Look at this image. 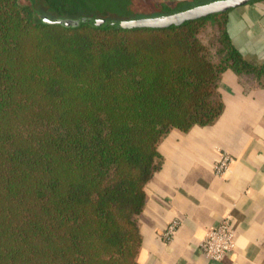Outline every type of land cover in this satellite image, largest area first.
<instances>
[{"label": "trees", "instance_id": "1", "mask_svg": "<svg viewBox=\"0 0 264 264\" xmlns=\"http://www.w3.org/2000/svg\"><path fill=\"white\" fill-rule=\"evenodd\" d=\"M76 5L97 21L57 22ZM157 5L0 0V264H141L139 217L160 142L218 119L225 70L264 85V64L229 33L233 7L162 28L102 18Z\"/></svg>", "mask_w": 264, "mask_h": 264}, {"label": "crops", "instance_id": "2", "mask_svg": "<svg viewBox=\"0 0 264 264\" xmlns=\"http://www.w3.org/2000/svg\"><path fill=\"white\" fill-rule=\"evenodd\" d=\"M228 30L242 53L264 64V0L229 11ZM224 108L209 125L173 129L160 142L161 167L146 186L140 214L141 264H264V85H244L236 72H223ZM222 152L233 156L219 175ZM230 214L235 251L220 261L200 248L207 228ZM175 235L163 237L173 219Z\"/></svg>", "mask_w": 264, "mask_h": 264}, {"label": "built area", "instance_id": "3", "mask_svg": "<svg viewBox=\"0 0 264 264\" xmlns=\"http://www.w3.org/2000/svg\"><path fill=\"white\" fill-rule=\"evenodd\" d=\"M233 156L230 153L222 152L217 159L214 169L219 175L225 174L231 165ZM232 216H223L218 223L207 228L205 235L200 241V248L211 260L220 261L235 251V233L232 228ZM181 220L173 219L165 228L164 239L169 241L175 235Z\"/></svg>", "mask_w": 264, "mask_h": 264}, {"label": "water", "instance_id": "4", "mask_svg": "<svg viewBox=\"0 0 264 264\" xmlns=\"http://www.w3.org/2000/svg\"><path fill=\"white\" fill-rule=\"evenodd\" d=\"M246 0H207L202 3L194 4L189 7L183 8L176 12L159 14L155 16H141L133 18L110 19V24L120 27H167L172 24H181L186 20L199 18L211 13H219L226 11ZM88 20L90 22L97 21L94 18L81 17L79 19L73 18H60L57 22L61 24H79L81 20Z\"/></svg>", "mask_w": 264, "mask_h": 264}, {"label": "rangeland", "instance_id": "5", "mask_svg": "<svg viewBox=\"0 0 264 264\" xmlns=\"http://www.w3.org/2000/svg\"><path fill=\"white\" fill-rule=\"evenodd\" d=\"M154 1L158 5L155 7V9H153V10H151V12H149L151 14L150 16L159 15V14H156V13H159L161 11V9H163V5H161V4H167V5L171 6V7H174L175 4H176V2L179 1V0H154ZM187 2H188V0H187ZM140 6H141V4H138L137 6H135V8H139ZM70 7H71L70 8L71 9V12H76V13H73L72 15H65V17H60V18H73V19H79V18H81L80 15H81V13L83 11L82 5L80 7L77 6V5L75 7L74 6H70ZM68 11H70V10H68ZM143 13H146V12H141V14H143ZM56 16L53 15V17H55V18H56ZM115 16H117V17H115L116 19L123 18V17H119V15H115ZM139 17H141V16H139ZM102 18L112 19L113 17H108L107 16V17H102ZM202 35L206 39L207 38H211L212 37V29L211 30H205V31H203ZM262 52H264V51H261V53H258V55L262 54Z\"/></svg>", "mask_w": 264, "mask_h": 264}]
</instances>
